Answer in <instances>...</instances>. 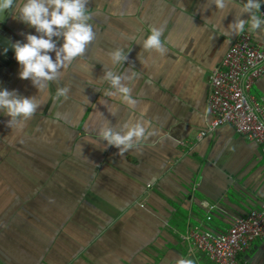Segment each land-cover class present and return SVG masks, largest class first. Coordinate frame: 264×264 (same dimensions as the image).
Returning <instances> with one entry per match:
<instances>
[{
    "label": "crops",
    "instance_id": "1",
    "mask_svg": "<svg viewBox=\"0 0 264 264\" xmlns=\"http://www.w3.org/2000/svg\"><path fill=\"white\" fill-rule=\"evenodd\" d=\"M206 3L87 0L93 40L41 91L18 78L11 50L36 33L5 13L0 37L11 60L0 87L38 106L19 124L0 113L1 264H215L181 235L223 233L263 205L261 147L230 126L199 138L209 77L240 34L221 28L230 9L223 25L235 15L232 3L219 12ZM153 28L163 53L142 47ZM252 35L264 43V34ZM53 39L58 48L62 39ZM116 49L126 59L114 64ZM109 71L130 88L133 106L106 95ZM253 94L264 99V75ZM136 120L152 134L123 152L104 150L101 125L119 130ZM239 258L264 264V238Z\"/></svg>",
    "mask_w": 264,
    "mask_h": 264
},
{
    "label": "clouds",
    "instance_id": "2",
    "mask_svg": "<svg viewBox=\"0 0 264 264\" xmlns=\"http://www.w3.org/2000/svg\"><path fill=\"white\" fill-rule=\"evenodd\" d=\"M232 3L235 15L225 27L221 19V28L235 34L247 31L252 34H264V13L260 11L264 0H207L206 5H213L219 12ZM87 0H0V13H8L13 20L33 29L36 34H25L24 42L16 40L11 44L13 58L18 65V78L29 80L30 83L41 91L46 82L56 78L57 70L67 67L76 57L80 56L85 47L93 40V31L88 23L90 19L87 10ZM207 7L205 8V10ZM246 16V19L241 18ZM210 22L211 17L207 18ZM216 27L215 24L212 25ZM224 35V32L221 33ZM53 38L62 39L57 48ZM142 47L146 50H155L158 53L165 51L161 40V31L157 28L150 29L149 34L143 39ZM8 48L0 50V55L8 52ZM54 53V60L50 56ZM111 61L115 64L122 62L126 56L121 49H116L110 54ZM104 79L110 89L106 95L119 94L121 101L133 106L136 101L130 96V88L121 83V76L112 71L106 72ZM67 90L58 88L57 95H63ZM38 103L34 96H23L15 90L0 87V113L8 117L6 123H21L28 118L37 108ZM148 131V122L136 120L124 123L119 130L109 124H103L97 130L99 139L107 147L116 148L119 152L131 147L133 140H140ZM179 264H190V261L181 260Z\"/></svg>",
    "mask_w": 264,
    "mask_h": 264
},
{
    "label": "built area",
    "instance_id": "3",
    "mask_svg": "<svg viewBox=\"0 0 264 264\" xmlns=\"http://www.w3.org/2000/svg\"><path fill=\"white\" fill-rule=\"evenodd\" d=\"M260 11L264 13V5ZM263 75L264 43H255L252 33L244 31L211 72L206 101L209 122L199 138L230 126L238 136L259 145L264 154V99L253 94L254 85ZM181 238L215 264H245L240 255L253 242L264 238V203L237 218L223 233L194 227Z\"/></svg>",
    "mask_w": 264,
    "mask_h": 264
},
{
    "label": "water",
    "instance_id": "4",
    "mask_svg": "<svg viewBox=\"0 0 264 264\" xmlns=\"http://www.w3.org/2000/svg\"><path fill=\"white\" fill-rule=\"evenodd\" d=\"M5 13H0V34L2 35L3 33H1V30L4 31L3 29V19H4ZM4 48H8V45L6 44V42L4 41L3 37H0V50L4 49ZM6 55H8V52L5 53ZM9 60V59H8ZM11 60V59H10ZM9 62V61H8ZM8 62L3 63V65L0 64V70H2L3 72L4 69L6 68V66H8ZM1 264V263H0Z\"/></svg>",
    "mask_w": 264,
    "mask_h": 264
},
{
    "label": "flooded vegetation",
    "instance_id": "5",
    "mask_svg": "<svg viewBox=\"0 0 264 264\" xmlns=\"http://www.w3.org/2000/svg\"><path fill=\"white\" fill-rule=\"evenodd\" d=\"M10 59H11V57H10V54H9V51H8V55H6V54L0 55V64L3 65V63H6L8 61L10 62ZM5 72H3L2 70H0V80L3 77V75L5 74Z\"/></svg>",
    "mask_w": 264,
    "mask_h": 264
},
{
    "label": "trees",
    "instance_id": "6",
    "mask_svg": "<svg viewBox=\"0 0 264 264\" xmlns=\"http://www.w3.org/2000/svg\"><path fill=\"white\" fill-rule=\"evenodd\" d=\"M3 264V263H2Z\"/></svg>",
    "mask_w": 264,
    "mask_h": 264
}]
</instances>
